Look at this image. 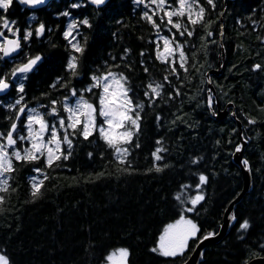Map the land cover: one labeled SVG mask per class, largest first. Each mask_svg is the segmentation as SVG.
<instances>
[{"label":"trees","instance_id":"obj_1","mask_svg":"<svg viewBox=\"0 0 264 264\" xmlns=\"http://www.w3.org/2000/svg\"><path fill=\"white\" fill-rule=\"evenodd\" d=\"M214 2L212 8L201 0L205 24L210 21V27L197 25L193 36H175L188 55L187 72L176 66L179 77L171 74L169 64L156 58L161 37L171 38L176 29L169 32L171 26L162 24L158 33L143 18L145 11L151 15L156 8L145 7L149 0L139 5L134 0H110L101 7L88 0H52L36 10L13 0L6 12L0 10V18L14 21L13 30L18 28L22 39L25 30L33 32L29 40L23 39L22 52L14 61L0 60V76L12 79L14 67L28 58L42 57L24 81V92L17 91V83L6 96L7 102L0 103V131L8 130L12 123L8 117L15 119L23 105L37 109L51 124L56 118L47 115L50 109L42 105L62 101L70 96L71 88L80 95L93 83L92 75L109 69L127 76L133 102L144 104L139 132L131 145H123L129 149L126 159L131 167L119 162L115 150L98 133L87 140L79 134L70 137L71 156L59 161V166L46 168L43 159L15 162L9 191L0 193L5 196L0 204V252L11 264H105V258L120 248L129 251V264L185 263L203 235L220 232L225 212L245 188L242 170L234 161L235 148L243 143L239 122L247 142L244 158L251 169L252 188L237 204L236 222L228 235L204 250L200 264H248L264 257V0ZM73 3L81 7L71 8ZM65 11L70 15H62ZM85 18L91 27L81 25L73 32L79 33L76 38L84 52L75 53L63 33L69 23ZM41 23L46 30L37 37L35 30ZM182 23H187L186 18ZM0 31L12 36L7 29ZM209 31L212 36L207 35ZM73 55L78 57L76 76L67 70ZM255 64L261 70L253 71ZM214 70L219 73L211 74ZM58 78L62 79L53 88ZM153 82L163 83L164 89L150 104L145 92ZM211 85L217 96L211 93L213 106L209 108ZM99 92L93 89L82 95L96 103ZM21 96L24 99L17 110L10 109L8 105ZM57 107L61 116L67 115ZM225 110L228 115L218 119ZM249 118L257 123L248 124ZM24 125L20 123L18 131ZM24 146L18 141L17 147ZM62 147L65 153L69 151L67 145ZM157 147L166 149L161 153L163 160L153 158ZM154 164L163 170L156 171ZM34 168L48 176L38 198L31 195L30 178L43 179V175ZM200 174L208 182L198 190ZM182 185L191 187L182 189ZM181 191L185 197L199 191L205 199L195 211L187 212L184 209L192 205L175 199ZM181 215L200 228L184 256L163 257L153 252L165 228ZM244 220L250 224L246 231L239 227Z\"/></svg>","mask_w":264,"mask_h":264},{"label":"snow or ice","instance_id":"obj_2","mask_svg":"<svg viewBox=\"0 0 264 264\" xmlns=\"http://www.w3.org/2000/svg\"><path fill=\"white\" fill-rule=\"evenodd\" d=\"M22 5H28L35 8L39 5H44L46 0H18ZM136 4H143L144 0H134ZM13 0H0V10L6 12L12 5ZM90 3L96 6H100L106 3V0H90ZM176 4L175 7L169 0H149V4L145 7L148 8L150 5H155L156 8L152 10L150 15L148 11L143 13V18L152 25V27L159 33L161 30V25L171 27L168 31L171 32L172 29H176V33L172 34L171 38L161 37L163 44H157L156 46V58L162 63L170 65V72L173 75L179 77L177 72V65L180 69L185 72L188 71L186 67L188 63V55L184 50V45L180 44L175 36L178 33L180 36L187 35L188 37L193 36L195 31V26L204 24L206 27H210L211 22L205 24V13L206 9L201 3V0H173ZM206 3L212 8H215L214 0H206ZM71 8L81 7L80 3H73L70 5ZM163 13V15H160ZM64 16H69L70 13L65 11L62 13ZM156 17L159 18L160 23H157ZM178 18L174 20L173 18ZM186 18L187 23H182ZM35 19V17H33ZM13 22H9L6 18H0V28L7 29L11 32L14 38H8L4 36V32L0 31V60L4 58H11L14 53H19L21 49L19 29L13 30ZM91 27V24L87 18L70 23L67 30L63 33L64 38L68 40L72 50L75 53H83L84 47L77 40V36L73 35L74 30L79 26ZM191 26V29L189 28ZM45 25L43 23L35 30L37 37L43 36L45 33ZM223 34L221 26V35ZM33 35L30 30H25L23 39L25 41L29 40ZM208 36H212L213 33L209 31ZM162 48V50H161ZM129 52V49L125 50ZM141 56L144 52L140 53ZM42 59L41 56L37 55L34 58H28L27 62L21 63L11 70V77L16 79L18 74L21 79H26V75L31 72L38 62ZM115 59V57H113ZM143 63V62H142ZM78 57L73 55L70 57L67 64V70L72 76L77 75L78 69ZM260 64H255L253 66V71L261 70ZM145 72H148V68H144ZM62 78H58L57 82L52 85L53 88L56 84H59ZM91 80L93 83L82 89L81 94L78 95L75 88L69 89L70 96L64 97L61 100H51L49 105H42V107L49 108L47 115L53 116L56 119L49 124L45 119V115L40 113L37 109H30V114L26 118V123L24 129L18 131V122L20 121V116L25 113L26 105L19 107L17 110V105H21L23 101V96L16 100L14 104L8 105L12 110H17V115L15 119L8 117L12 120V123L8 130L0 131V193H7L10 188L9 180L11 178L10 174L16 171L15 162L21 163H32L39 162L41 159L45 162L46 168H53V166H59L58 162L67 160L71 156V148L73 141L70 137H74L77 134L82 136L84 139H88L93 134L98 133L100 139H102L110 148H113L116 153V157L121 164L127 163L131 167V162L127 161V156L130 155L129 149L123 147V145H131L134 136L140 130V120L141 111L144 109L143 103H134L132 97L129 95L131 89L128 86V77L123 73H114L110 69L101 75H92ZM164 80L169 84L171 81L165 76ZM211 82V81H210ZM66 86V85H62ZM11 85L7 80V75L0 76V92H4L9 89ZM93 89H99V95L97 96V102L92 103L85 99L82 95L83 92H92ZM147 89L150 91L145 92V96L148 97L150 104L155 103V98H159L164 89L163 83H149ZM24 84L19 83L17 91L19 93L24 92ZM176 95H180L179 89H175ZM211 93V89H209ZM72 97H76L73 104H69L67 101ZM171 98V94H169ZM209 108L212 106L213 96L210 94L207 97ZM57 105L63 112L67 113L66 116L60 115V110H58ZM235 115V113H233ZM97 117L102 118L101 123H97ZM159 120V117H157ZM247 123L254 125L257 121L253 118H249ZM24 131L26 134H21ZM62 133V135H61ZM48 137L47 140L45 137ZM18 141L23 144L27 141L30 147H17ZM246 142V141H245ZM157 144H161V141H157ZM63 145H67L69 151L65 153L63 150ZM135 147H139L137 143ZM243 148V144L237 145L235 148L236 152H240ZM166 151L162 147H157L153 152V158L155 161L163 160L161 153ZM91 155V153L89 154ZM193 163H198V160H194ZM242 163L250 171L247 160H243ZM156 171H162L163 169L154 164ZM34 172L43 175V179L37 176L30 178L31 185V195L34 198H38L42 195L41 188L44 181L48 179L47 173L41 168H34ZM208 182V177L200 174L199 183L196 188L199 190ZM182 189L190 188L191 185H182ZM175 199L181 204H184L187 200L188 203L192 205L190 208H185L184 211L193 212L196 210V205L200 204L205 196L202 192H197L195 196L185 197L183 191L175 195ZM5 200V196L0 195V204ZM231 221L236 220V216L233 213L230 216ZM240 230L246 231L250 228V224L247 220L240 223ZM200 232V228L193 220L186 218L181 215L180 218L173 224H169L164 230V233L159 238L158 246L153 248L152 251L158 253L163 257H183L185 251L188 249L189 241L196 238L197 234ZM217 233L209 232L200 238L199 243H203L204 240H208ZM264 247V245H262ZM130 253L125 248H120L113 251L105 259L109 261L110 264H128V257ZM201 256L203 253L200 254ZM0 264H11L9 257L0 252Z\"/></svg>","mask_w":264,"mask_h":264},{"label":"water","instance_id":"obj_3","mask_svg":"<svg viewBox=\"0 0 264 264\" xmlns=\"http://www.w3.org/2000/svg\"><path fill=\"white\" fill-rule=\"evenodd\" d=\"M18 1V0H17ZM52 0H46V3L44 5H39V6H36L35 8H33L32 6H28V5H24V6H27L28 8L30 9H33V10H36V9H40V8H43L45 7L48 3H50ZM110 0H106V3L109 2ZM226 1H229V0H226ZM88 2L90 3V0H88ZM105 3V4H106ZM105 4L103 5H100L99 7L101 6H104ZM22 5V4H21ZM93 5V4H92ZM96 6V5H95ZM20 37V36H19ZM8 38H14V37H8ZM20 43H21V49L19 51V53H14L13 56L11 58H5L7 60H10V59H14L16 57H18L21 52H22V49H23V41L20 37ZM224 57L226 58V53L224 52ZM37 66V65H36ZM35 66V67H36ZM219 71H212L211 74H218ZM19 75V74H18ZM7 91V90H6ZM6 91L4 92H0V93H5ZM211 93H213L215 96H217V90L216 88L214 87V85H211ZM210 93V94H211ZM212 106H213V102H212ZM211 106V107H212ZM228 115V111L225 110V111H220V114L217 116L218 119H223L225 118L226 116ZM239 128H240V135H241V139H242V144H243V148L240 152H236L235 153V156H234V161L235 163L241 168L242 170V173H243V177H244V185H245V188L243 190V192L236 198V200L234 202H232L229 206V208L227 209V211L225 212V216H224V219H223V224H222V227H221V230L219 233H217L216 236L208 239V240H204L203 243H198L194 252L191 254V256L188 258V260L183 263V264H200L201 263V253L204 252V250L210 245V244H213V243H218L220 242L226 235H228V233L230 232L231 228L233 227V225L235 224L236 220L235 221H231L230 220V216L234 213L235 214V210H236V207H237V204L241 202V200L243 199V197L251 190L252 188V174H251V169L250 171L248 170L247 167H245V165L242 163L243 160H246L244 158V152H245V147L247 145V142H245L244 140V137H243V132H242V124L239 122ZM249 165V164H248ZM250 167V166H249ZM248 264H264V257H259V258H256L254 260H252L251 262H249Z\"/></svg>","mask_w":264,"mask_h":264},{"label":"flooded vegetation","instance_id":"obj_4","mask_svg":"<svg viewBox=\"0 0 264 264\" xmlns=\"http://www.w3.org/2000/svg\"><path fill=\"white\" fill-rule=\"evenodd\" d=\"M31 72H32V71H31ZM31 72L25 74L26 77H28L29 74H30ZM18 79H19V78H18ZM26 79H27V78H26ZM26 79H23V81H21V82L24 83V81H25ZM8 82H9V84L11 85V87L8 89L7 93L0 94V103H2V104H5V103L7 102L8 99H6V96L12 91L14 85L17 84V79H13V78H12V79H8ZM15 100H18V99H15ZM18 106H20V105H18ZM20 107H21V106H20ZM28 110H29V108L26 107V108H25V113H24L23 115L20 116V121L18 122V125H20V123L25 124V122H26V118H27V114H28V112H29ZM23 118H25V120H23ZM128 264H129V263H128Z\"/></svg>","mask_w":264,"mask_h":264},{"label":"rangeland","instance_id":"obj_5","mask_svg":"<svg viewBox=\"0 0 264 264\" xmlns=\"http://www.w3.org/2000/svg\"><path fill=\"white\" fill-rule=\"evenodd\" d=\"M172 6L175 7L176 4H175V5H172ZM69 24H70V23H69ZM4 36H6L5 33H4ZM0 39H2V38H0ZM0 54H2V53H0ZM22 80H23V79H21V78H20V79H17V83H21ZM75 100H76V98L73 99V100H71V101H69L68 103H69V104H73V103L75 102ZM15 101H16V100H14V103H15ZM31 109H34V108H31ZM29 110H30V109H29ZM29 110H28V111H29ZM29 114H30V112H28V115H29ZM28 115H27V116H28ZM101 120H102L101 117H97V123H98V124L102 122ZM25 123H26V122H25ZM22 134H26V132H24V133H22ZM47 138H48V137L46 136L45 139L47 140ZM23 144H25V146H24L25 148H26V147H30V144H29L27 141L23 142ZM26 144H27V145H26ZM185 217H186V216H185ZM186 218H188V217H186ZM191 220H192V219H191ZM193 222H194V221H193ZM174 223H175V222H174ZM194 223H195V222H194ZM171 224H173V223H171ZM196 224H197V223H196ZM166 228H167V227H166ZM166 228H165V229H166ZM189 242H190V241H189ZM128 263H129V261H128ZM105 264H110V262L107 261Z\"/></svg>","mask_w":264,"mask_h":264}]
</instances>
